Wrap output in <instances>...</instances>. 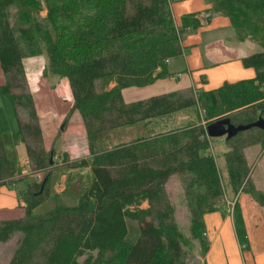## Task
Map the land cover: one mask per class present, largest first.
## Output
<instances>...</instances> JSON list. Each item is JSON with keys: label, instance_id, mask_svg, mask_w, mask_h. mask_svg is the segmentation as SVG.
Returning a JSON list of instances; mask_svg holds the SVG:
<instances>
[{"label": "trees", "instance_id": "1", "mask_svg": "<svg viewBox=\"0 0 264 264\" xmlns=\"http://www.w3.org/2000/svg\"><path fill=\"white\" fill-rule=\"evenodd\" d=\"M171 0H0V186L17 190L25 216L0 223V242L20 238L8 264H198L192 246L205 259L209 249L203 217L226 207L225 190L206 127L221 117L234 125L264 118V0H213L212 15L227 17L238 41L250 39L262 52L241 60L255 77L225 83L214 90L176 91L126 103L122 91L143 88L170 76L169 62L183 55L182 35L200 28L197 15L176 26ZM45 11V17L40 13ZM45 46V74L66 80L71 92L68 116L84 124L88 154L61 162L50 158L31 95L24 93L25 50ZM30 54V53H28ZM114 84L110 88V85ZM20 90V94L13 91ZM197 106L205 126L189 123L103 149V132L145 126ZM18 108L28 112L21 123ZM199 115V114H198ZM253 131H256L255 134ZM24 144L31 174L46 181L28 182L9 159L2 136ZM30 140V142L28 141ZM228 184L236 197L232 222L241 251L257 249L264 237L250 241L241 195L264 206V194L250 177L245 150L260 144L264 131L250 129L224 140ZM89 169L91 182L73 206L55 196V208L34 217L49 197L52 168ZM176 177L188 211L187 233L175 216L166 185ZM143 204L147 207L143 208ZM194 250V249H193ZM205 264V262H204Z\"/></svg>", "mask_w": 264, "mask_h": 264}, {"label": "rangeland", "instance_id": "2", "mask_svg": "<svg viewBox=\"0 0 264 264\" xmlns=\"http://www.w3.org/2000/svg\"><path fill=\"white\" fill-rule=\"evenodd\" d=\"M213 1V0H212ZM171 3H175V0H171ZM40 17H45V11L40 13ZM215 15H212L214 18ZM180 19H178L179 21ZM179 26L181 23L179 21ZM197 30L185 31L182 35V42H184L183 55L180 60L185 61L186 58L191 57V53L198 52L203 55L202 46H193L187 44L188 39L191 36L196 35ZM181 42V43H182ZM237 43V42H236ZM235 43V44H236ZM198 48L199 50H195ZM45 46L39 44L35 49L25 50L26 55L35 54L33 57H27L24 60V70L26 73V84L24 85V93L30 94L33 100L34 109L37 117L41 120L39 121L41 130H42V140L46 152L52 151L53 154L50 158H54V161L61 162V157L65 153L68 156V160L72 161L88 154L87 141L85 136L84 124L77 112L75 115H69V103L63 101L64 96L67 95L68 85L60 78L48 76L45 74L44 68L47 64L46 57L44 55ZM30 53V54H28ZM175 60V59H173ZM174 62V61H172ZM173 67V65H172ZM174 70L170 67L171 74L169 77L157 81H176L175 77L177 74L187 75L186 68L174 66ZM4 77L0 73V82L4 81ZM152 86V85H150ZM52 87V89H51ZM149 87V86H147ZM147 87L143 90H135L134 88H129L124 93L126 103L143 101L149 98L156 97L157 95H151V90H147ZM126 90V89H125ZM15 94H20V90L13 91ZM176 92V91H175ZM171 93V92H170ZM51 94V96H50ZM168 94V93H165ZM160 94V95H165ZM158 95V96H160ZM194 95V94H193ZM71 96V93H70ZM52 97L51 104L48 103V99ZM124 100V99H123ZM52 105V106H50ZM53 111L52 113L47 114L48 111ZM18 116L21 123L25 124L29 122L28 112L23 108H18ZM199 114V115H198ZM54 115H58L57 118ZM226 117V116H225ZM223 118V117H221ZM38 119V120H39ZM189 123H199L205 126L204 121V112L194 106L186 111H182L175 115H169L165 117L158 118L155 122L145 126L143 124H136L131 127H124L118 130L103 132L100 135V145L103 149L111 148L120 143H126L132 140H135L140 137H146L149 135L157 134L159 132H167L173 128L183 127ZM204 123V124H203ZM256 131H253L255 134ZM30 142V140L28 139ZM2 143L5 149V152L9 159H12L16 163V167L20 169V164H26L27 159L25 156L16 149V140L10 135L6 134L2 136ZM47 147V148H46ZM211 147L213 153L216 156V162L219 167L222 183L225 190V203L226 209L225 215L232 218L233 206L236 197L232 194L231 188L228 184L227 173L225 168V162L223 154L228 151V148L225 144L224 138L221 139H211ZM62 154V155H61ZM246 160L250 167V177L255 186V188L264 194V148L260 144H256L248 147L245 150ZM27 169L26 166H23ZM20 172V170H19ZM43 179V174L37 176H29L28 182H38L40 183ZM91 182V174L87 169H77V170H68L65 166H56L52 168L50 175V185H49V195L50 197L38 208L33 211V216L37 217L43 215L46 212L52 210L56 206L54 197H59L66 205L73 206L77 203L78 198L87 190ZM19 183L12 185L9 189V193H13L18 196L17 188ZM22 187H20L21 189ZM63 189V190H62ZM58 190H62L60 193H57ZM166 191L169 196L170 202L175 207V216L177 221L180 223V226L187 233L188 227V211L185 207L183 191L181 184L176 177L170 178L166 185ZM4 192H7L6 186H0V195ZM7 194H4V196ZM2 196V198L4 197ZM5 197V198H6ZM239 199L244 219L247 226V233L249 239L252 243L254 239H258L260 236L264 237V206L258 205L250 196L241 195ZM3 201H0V208L3 204ZM143 208L147 207L146 204H143ZM25 216V208L17 207L16 209L5 207L0 209V223L9 220H20ZM20 238V234H14L9 241L2 243L0 242V264H5L8 257L13 254L16 247V243ZM224 247L227 250L237 249L234 241L229 238H226L224 242ZM193 254L191 255L190 261L197 262L198 264H204V259L197 253L196 246H192ZM256 250V249H255ZM245 252L238 249V257L241 261V264L245 263L243 258ZM254 255H261L264 252L253 253ZM247 255V254H246ZM12 257V256H11ZM10 261V260H9Z\"/></svg>", "mask_w": 264, "mask_h": 264}, {"label": "crops", "instance_id": "3", "mask_svg": "<svg viewBox=\"0 0 264 264\" xmlns=\"http://www.w3.org/2000/svg\"><path fill=\"white\" fill-rule=\"evenodd\" d=\"M170 7L176 26L180 25L179 21L181 23L184 16L190 14L197 15L196 17L201 26L198 28L196 35L191 36L188 39L187 44L198 47L201 45L203 55L198 52H194L191 53V57L186 58L184 62L180 60L181 57L171 60L169 62V71L170 67L174 70V66L177 65L178 67L186 68L187 75L181 73L177 74L175 82L173 80L156 81L152 84V86L147 87V90H151L150 92L152 96L188 90H192L193 94L196 96L201 90H214L221 87L225 83L231 84L255 77V71L252 68H244L241 60L253 54L262 52V48L258 45V43L250 39L238 41L235 38L229 19L221 14H215L214 18L210 17L209 21H206V18L209 15L208 11L212 8V0H175V3L170 4ZM178 19L180 20L178 21ZM181 45L183 47L184 42H182ZM195 50L199 49L195 48ZM63 81L68 85L66 80ZM113 86L114 84H111L110 88ZM131 88H134L135 90L145 89V87H143V89L135 87ZM127 89L122 91L124 102H127L124 96ZM70 93L71 92L68 86L67 95L64 96L63 101L68 103L72 102V96H70ZM52 100V97H50L47 102L51 104ZM49 113L53 114V111H48L47 114ZM72 115H75V112H73ZM54 117L59 118L58 115H54ZM156 120L152 122H155ZM39 121L41 123L40 119ZM178 128L181 127L173 128L172 130ZM16 149H18L19 152L22 151L21 153L27 159L26 164H20V169H18V171L20 170V176H25L28 179V177L32 174L25 146L24 144L19 143L16 146ZM23 166H26L27 169ZM17 186L18 190H20V187L23 189L24 183L19 182V185ZM6 187L7 192L0 195V201H3L4 199L0 209H5V207L13 209H16L17 207L23 208L24 203L20 200L19 196L9 193L10 187ZM62 190H58L57 193H60ZM4 194H7V197L6 195L4 196ZM2 196L4 197L2 198ZM203 222L206 228V238L209 242V249L204 259L205 264H241L238 257V249L240 250V248L235 237L232 219L225 215V213L216 210L212 213L204 215ZM229 235L230 239L234 241L237 247L236 251L235 249L234 251H229L224 247V242L226 238H229ZM256 247V250L253 249L251 251H244L245 255L242 253L241 258H243V261L245 260V263L264 264V254H253L254 252L258 253V251L259 253L264 252V240L261 241L259 245L256 244ZM11 256L12 254L8 257L5 264L9 263Z\"/></svg>", "mask_w": 264, "mask_h": 264}, {"label": "water", "instance_id": "4", "mask_svg": "<svg viewBox=\"0 0 264 264\" xmlns=\"http://www.w3.org/2000/svg\"><path fill=\"white\" fill-rule=\"evenodd\" d=\"M252 128L264 131V118L258 116L257 119L250 124L236 126L231 122L229 117H223L207 125L206 135L209 139L224 138V140H229L239 133L246 132ZM45 183V180L41 182V192L44 189Z\"/></svg>", "mask_w": 264, "mask_h": 264}, {"label": "built area", "instance_id": "5", "mask_svg": "<svg viewBox=\"0 0 264 264\" xmlns=\"http://www.w3.org/2000/svg\"><path fill=\"white\" fill-rule=\"evenodd\" d=\"M204 124V123H203Z\"/></svg>", "mask_w": 264, "mask_h": 264}]
</instances>
